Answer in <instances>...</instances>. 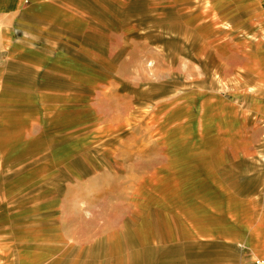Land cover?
<instances>
[{"label":"crops","instance_id":"1","mask_svg":"<svg viewBox=\"0 0 264 264\" xmlns=\"http://www.w3.org/2000/svg\"><path fill=\"white\" fill-rule=\"evenodd\" d=\"M0 23V264H171L161 257L181 253L180 264H213L210 246L169 245L181 234L240 249L231 264L264 259V0H0ZM135 33H156L142 41L164 58L172 35L177 76L188 62L187 76L209 79L189 100L219 124L211 133L151 137L161 151L144 154L107 137L150 77L144 53L145 76L132 71ZM109 113L119 117L107 127ZM185 173L199 178L201 216L177 214L180 233L152 230L145 212L179 210L161 193Z\"/></svg>","mask_w":264,"mask_h":264},{"label":"rangeland","instance_id":"2","mask_svg":"<svg viewBox=\"0 0 264 264\" xmlns=\"http://www.w3.org/2000/svg\"><path fill=\"white\" fill-rule=\"evenodd\" d=\"M189 30L184 29L182 32L188 33ZM171 34L174 33L172 30ZM135 48H134V58L130 60V64L135 65L136 75L141 78L145 76L143 66H141L142 58L141 55L144 53L145 57L151 58L148 61V66L151 68L150 77L147 79H142L136 81V92H137V106L134 107L136 112H129L126 110L129 108V98L122 100L123 105L121 110L124 111L125 115L122 116V123L118 129H111L107 132L108 138L121 139L123 142L127 138H133L134 142L141 143V153L150 152V153H159L161 150L158 148L159 145L149 146L147 141L149 138H160L161 136H168L170 138L176 139L180 136L189 137L195 136L198 133H211L215 128L219 126L216 122H213L211 119L202 117L195 108L190 107L191 102L189 98L191 95H194L191 91L197 86L208 87L210 81L206 77H196V76H187L186 74H191L192 64L185 62L183 72L185 76H177V73L181 74V62L177 61L178 56L175 55L176 49H180V44L173 40L172 35L166 37V56L165 58L156 52L157 50L152 48H147L142 41V38L145 39V33H135ZM148 41L154 43L158 42V36L156 33H150ZM184 47V46H183ZM169 54V55H168ZM125 61V65H126ZM123 72H126V67ZM112 100H108L104 110L112 111L113 106ZM127 111V112H126ZM126 112V113H125ZM201 117H199V116ZM119 116L115 114H106L103 116V121L106 122V125H113L114 121L117 120ZM137 140V141H136ZM126 143V142H125ZM196 143V142H195ZM195 143H192L195 145ZM142 156V155H141ZM159 160L161 157L156 156ZM264 159V156H263ZM142 162H147V165L150 164H159L161 161H156L154 158L149 159V157H141ZM114 168H120L118 163H114ZM51 170L52 167H48ZM60 169L54 171L58 172ZM175 176V174H174ZM186 185H175L174 189L171 191H162L161 194H164V198H175L177 202V209L175 212L170 211L167 208L163 207L160 210V213L153 212L150 209V212H145V220L149 223L150 228H153L158 233H168L171 229H175L177 233L181 231L180 224V214L185 215L186 212L192 211V217L195 219L198 216H201L199 208L200 198H201V188L199 183L198 176H192L190 173H185ZM177 177V176H176ZM191 201V202H184ZM192 205V206H190ZM106 210V209H105ZM104 206H98L95 210L96 220L100 223L101 229L103 227V220L105 219ZM197 210V211H196ZM121 212L124 214L127 213L124 209H121ZM178 214V215H177ZM134 217V216H130ZM114 218L118 219L114 214ZM142 218V216H140ZM155 221V223L153 222ZM168 221H171L169 223ZM102 222V223H101ZM114 221L113 223H116ZM147 223V222H146ZM146 225V224H145ZM144 225V226H145ZM132 224H129L127 228L131 229ZM147 231L150 230L148 225H146ZM185 227L183 228L184 231ZM102 230V229H101ZM181 239L178 243L169 244L173 247H198V245L210 246L211 249V260L213 264H220L227 260L228 264H231L232 260L240 258L242 255L241 250L236 249L235 247H222L219 243L217 246L212 247L215 243L209 242L208 240L202 239L199 235L194 239L187 241L186 238L181 234ZM196 254H191L194 256ZM188 257V254H168L164 255L161 258H167L171 264H180L181 260ZM147 258H151L147 256ZM152 260L148 259V262ZM254 264V263H253Z\"/></svg>","mask_w":264,"mask_h":264},{"label":"built area","instance_id":"3","mask_svg":"<svg viewBox=\"0 0 264 264\" xmlns=\"http://www.w3.org/2000/svg\"><path fill=\"white\" fill-rule=\"evenodd\" d=\"M3 28H2V25L0 23V34L2 32ZM254 264H264V259H256Z\"/></svg>","mask_w":264,"mask_h":264}]
</instances>
